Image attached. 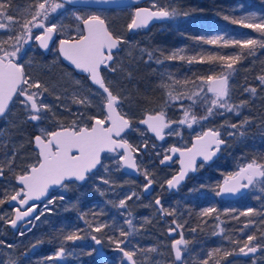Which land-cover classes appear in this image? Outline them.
Segmentation results:
<instances>
[{"label":"trees","instance_id":"trees-1","mask_svg":"<svg viewBox=\"0 0 264 264\" xmlns=\"http://www.w3.org/2000/svg\"><path fill=\"white\" fill-rule=\"evenodd\" d=\"M0 2H3V0H0ZM7 2L9 3V14L21 19L26 14V10L32 5L33 0H7ZM169 3L175 4L173 9H176L179 15L168 18L163 23L139 30L135 34H130L127 30L125 40H129L132 36L138 37V40L130 55H127L124 60L123 65L126 74L120 83L123 91L122 89H113L110 84L109 87L114 93L119 94L123 100L128 98L136 108L146 109L149 107L153 111H159L163 108L167 118L178 121L183 117V110L192 105V101L188 99L170 101L167 96L168 89L161 85L172 84L173 80H196L197 77L207 76L211 72L214 74L227 70L222 68L219 62L188 64L186 61L165 60L164 57L179 49H184V54L188 56L199 55L200 53L243 54L241 62L236 65L237 71L230 77L233 88L231 102L235 104H239L241 101L248 102L240 109L241 114L239 116L229 112H225L223 115L214 114L201 124L193 125L195 128L199 126L197 128H201L203 131L209 127L218 128L223 133V139L226 143L221 147L219 157L211 165L200 166L197 173L191 175L175 193H169L163 188L164 180L155 182L156 188L158 186L161 189V193H157L155 197L160 198L161 205L165 209L175 212V215H164L165 221L172 228H176V224L172 223L173 220L183 226L176 229L175 234L180 238V233H183L184 239L189 241L188 246L194 263L199 264V261L208 258L207 254L213 249H238L240 245L233 244L228 237H231L232 240L243 241L246 240L248 235H255L257 240L253 243L264 245V215H256V212H264V191H260L258 187L253 186L242 198L234 201H224L217 196L219 185L224 179L237 172L240 167L251 162L252 159L255 158L259 161L261 157H264V85L257 79L258 76L264 75V49L257 48L256 55L253 56L247 55V49L224 48L203 43V40L211 39L216 34L224 35V37H228V40L243 39L245 37L260 39L259 33L232 24L225 20L224 16L233 19H240L253 13L264 16V0H170ZM65 6L71 7L68 4H65ZM166 8L172 10L170 7ZM130 9H134V7ZM109 11L124 12L125 9H112ZM184 13H187V15ZM142 34L146 35L141 37ZM31 45L34 46L36 54L35 59L31 62L36 65L37 72L43 76V79L56 82L57 74L49 67V62H52V60L61 71H69L60 62L55 51L43 56L35 48V43L32 42ZM125 47V44L122 45L121 52L124 49L127 50V47ZM148 53H152L151 59ZM157 59L164 62L156 63ZM169 76L172 77V80L169 79ZM79 78L88 87H92L85 77L79 76ZM197 84H199L198 80ZM195 87L196 85L191 83L187 85L186 89L181 85H174L173 95L185 90L190 92ZM253 87L257 89L255 96L245 91L246 88ZM208 96L211 97L210 94ZM16 101L17 98H15L13 104ZM13 104L9 112L13 110ZM193 107L198 115L204 114V108L200 104ZM87 117L84 118L90 122ZM245 118L251 122L242 128L221 127L226 123L240 124ZM132 121L135 124L137 120L133 118ZM67 122H65V126H67ZM81 123H83V119ZM47 124L49 125V123H41L47 130L54 131L57 129L52 125L45 126ZM27 125L30 126L29 123ZM35 125L25 127V130H22L25 131L31 143L32 138L38 134V131L34 129ZM3 127L4 118L0 120V132ZM228 132L236 134L226 137ZM240 132H243L244 135L241 136ZM190 134L188 133L187 145L190 143L191 138L195 136ZM152 141L157 143L155 140ZM12 144L13 141L0 136V166L5 169L3 177H0V198H3L5 192L11 193L16 185V173L24 164L27 165L28 163L22 159L21 161L18 160ZM155 150L160 155H157L152 162L154 174L160 170L158 162L164 154L161 149ZM143 152L145 151L141 149L138 157ZM13 156H15V162L10 169L8 162ZM138 161L143 163L141 157ZM170 169V173H174L176 165H172ZM65 185L77 186L74 183ZM83 186L84 184L80 185V187ZM112 188L118 193L113 195V201L110 200V195L103 193L98 196L93 195L89 199L80 202L74 210L52 211L42 225L24 232L20 241L11 242V245L14 246L12 257H7L5 253L0 251V264H13V262L14 264H125L126 260H124L123 254L116 250V246L112 249L102 250L100 245L102 252L100 253L91 236L95 234L103 240H109V237L124 240L126 237H120V230L132 232L140 229L141 231L144 230V234H148L151 232L150 227L153 225V221L151 213L140 206V204L143 205L142 202H139L134 209H132L133 205L130 204V201H128L126 208L116 207V203L125 198L128 191L123 184H118L117 187ZM54 194L56 193H51V195ZM153 195L143 197V200L147 206L149 205L158 211L157 205L153 207L148 202L149 199L154 198ZM67 196L70 198L69 195ZM4 206L7 208V205L4 204ZM208 207H215L217 212L211 216H200V212ZM249 208L255 209L252 215H240ZM118 212H126L127 215L131 212L134 228H129L123 217H119ZM216 215L220 216L219 220L215 219ZM81 216L84 218L81 219ZM85 220L91 221L93 224L97 222L106 223L108 227L100 233H95L90 229H88L90 232H87L84 229V226H88ZM245 224H248L247 228L244 227ZM193 228L196 231H191ZM220 229H224V232L220 233ZM69 230H79L80 235L84 238L74 243L63 242L61 236ZM34 244L36 247L32 246ZM61 246L65 248L64 257L59 260H48L47 257L52 256ZM232 260L240 259L231 256L227 260H222L221 264H228ZM209 264H214V260H210Z\"/></svg>","mask_w":264,"mask_h":264},{"label":"snow or ice","instance_id":"snow-or-ice-1","mask_svg":"<svg viewBox=\"0 0 264 264\" xmlns=\"http://www.w3.org/2000/svg\"><path fill=\"white\" fill-rule=\"evenodd\" d=\"M67 3H74L75 0H66ZM100 2V0H98ZM108 2V0H102ZM65 6L57 0H33L32 5L26 10V14L21 19L15 18L9 14V3L7 0L0 2V30H4L7 35L0 39V117L4 116L9 111V105L17 98L18 102L23 104L28 112L27 119L31 121H40L46 119L41 115L42 112L51 111L50 106L44 102V93L48 92V88L43 86L39 80H34L29 73L25 72V65L21 60L20 53L23 51L24 45L32 41L38 42L39 46L45 50L48 49L49 43L58 31L63 34V26L56 22L53 17L59 9ZM187 15V13H184ZM179 15L176 9L169 10L165 7H157L155 4L152 8H139L135 11L131 23L128 24V29H141L148 26L154 19H168ZM52 17V19H50ZM80 20L83 27L78 28V35L75 37L69 36L59 40V52L65 60L69 61L76 69L82 73H86L91 82L102 90V115H90L87 117L90 124L78 123L73 120L71 124L65 126L58 123V130L51 131L41 129L39 135L33 138L35 148L38 150V159L35 163L28 164L22 174L16 175V180L20 187L13 189L11 193L5 192L3 198H0V206L5 203L15 202L18 207L13 209L14 218L6 221L11 227L16 228L19 221L26 218L31 220H40L45 212L49 211L48 204H54L55 198L48 199L44 205V212L36 213L38 207L32 201H39L48 196L49 189L53 186H64L65 181H80L83 182L88 178V174L92 173L98 166L108 169L102 163V154H114L118 165L117 171L121 167L132 169L145 177L147 183L144 185V191L147 192L155 183L151 178L152 174L137 162V156L141 149H147L148 143L144 141L142 145H134L125 137V133L129 130L140 131L133 128V121L128 117L127 113L123 112V98L114 93L109 84L106 83L103 70L115 72L117 70L114 61V50L120 49L121 45L128 42L121 36L115 35L109 30L105 20L99 15H88L85 17H76ZM232 24L240 25L243 28L251 29L253 32L259 33L260 39L245 37L243 39H233L224 41L223 36H217L214 39L203 40V43L218 45L219 47H237L239 49H247V55H256V49H264V16L256 15L255 13L244 16L240 19H233L229 16H224ZM34 30H39L35 32ZM184 49H179L165 56V60L186 61L188 64L193 63H216L219 62L222 68L227 71H221L212 75L197 77L196 80H173L172 84H162L161 86L168 89L167 96L170 101L188 99L192 101V105L183 110V117L178 121H171L167 118V114L163 108L159 111L146 113L144 118L139 120L140 124L146 126L148 132L154 134L159 140L165 139L166 129H172V125H185L191 129L195 124H201L215 115H223L225 112L234 113L239 116L240 109L248 102L241 101L239 104L231 102V87L230 77L237 71L236 65L241 62L242 53L232 55L220 54H204L188 56L185 55ZM149 58H152V53H148ZM163 55V53H161ZM163 60L157 59L156 63H163ZM172 80V77L169 76ZM262 85H264V75L257 77ZM197 80L199 84H197ZM79 84V81L76 82ZM191 83L196 85L192 91H181L173 95L174 85H181L187 88ZM246 92H250L253 96L256 95V88H246ZM211 93V97L208 94ZM23 98V99H19ZM60 99L59 96L56 97ZM199 98V99H197ZM73 102L85 107H92V102L86 95L73 94ZM200 104L204 108V114L198 115L194 110V105ZM222 110V111H220ZM83 115V114H81ZM251 121L247 118L241 121L240 124L231 123L221 125V127H230L232 129L242 128ZM141 132V135H145ZM168 135L180 136V131L172 129ZM236 133L228 132V136H233ZM243 136L244 133L240 132ZM226 143L222 138L221 131L218 128L209 127L206 131H200L195 136V141L191 147L181 149L179 147H169L167 152L162 155L161 164L171 162L173 156L179 155V163L181 170L179 174L174 175L166 181L169 189L177 188L184 180L189 171H196V160L202 157L204 161L211 160L213 156L220 151V146ZM153 147H155L153 145ZM170 153V154H169ZM160 155V153H157ZM15 162V156L8 162V167ZM4 167L0 166V177L4 175ZM102 183L111 184L108 179H103ZM258 187L260 191H264V157L252 159L251 162L239 168V170L227 177L221 188V192L237 193L242 188ZM99 190V189H98ZM103 194V193H101ZM218 195L220 192L217 193ZM133 196L138 194L133 192L119 201V208H126L128 201L132 200ZM60 200L64 197L60 196ZM155 204L159 207V211L163 215H175L172 210L165 209L161 205L159 199L155 200ZM215 207H208L200 212V216H211L216 213ZM255 212V209L249 208L246 212L240 213L242 216H250ZM36 213L35 215H33ZM131 217V212L128 213ZM256 215H264V212H256ZM84 217L81 216V219ZM4 216L0 215V220ZM215 219L219 220L220 216L216 215ZM238 219V217H237ZM85 223L95 233L102 232L108 227L106 223H95L85 220ZM129 228H134L132 219L126 221ZM176 228H169V232H175L176 229L182 228L181 224H177ZM245 228L248 224L244 225ZM191 231H196L195 228ZM224 229H220L223 233ZM23 235L24 233H19ZM120 237H128L131 232L120 230ZM84 237L80 235L79 230H69L62 234L63 242H75L82 240ZM97 245L102 243V240L95 235L91 236ZM228 239L236 245H240L238 249H221L216 248L209 252L208 258L199 261V264H209L210 260H214V264H221L222 260H227L228 257L235 255L248 256L255 254L264 245L253 243L257 240L255 235H248L246 240ZM109 242L116 245V250L121 252L128 261V264H138L136 259L137 250H126L121 245L127 243L126 240L115 239L109 237ZM3 243V242H0ZM189 241L184 239L183 233H180V238L172 242V249L175 252V260L181 261L184 256V251L187 249ZM36 247V245H32ZM8 248L14 247L11 244ZM155 251V249H148ZM65 255V248L59 247L55 255L47 257L48 260H59ZM14 264V262H13Z\"/></svg>","mask_w":264,"mask_h":264},{"label":"rangeland","instance_id":"rangeland-1","mask_svg":"<svg viewBox=\"0 0 264 264\" xmlns=\"http://www.w3.org/2000/svg\"><path fill=\"white\" fill-rule=\"evenodd\" d=\"M170 0H154V1H148L147 5L148 7L152 8V5L155 4L157 7H170L174 8L175 4H170ZM58 2V1H57ZM170 4V5H169ZM88 15H99L101 18L105 20L107 23V26L109 30H111L115 35L121 36L123 39L127 36V29L128 24L131 23L132 17H133V9L125 8L124 12H113L109 10H92V9H86V8H75V7H66L64 6L63 9H59L57 13L53 14V17L56 18V22L63 26V34H60L58 31V39H64L69 36L75 37L78 35L77 29L82 28L81 27V21L77 20L76 17H85ZM52 19V17H50ZM35 32H39V30H36ZM7 33L4 32V30H0V39H3ZM146 34H142L141 37H144ZM217 36H223L221 34H216L211 37V39H214ZM138 37L132 36L129 40H126L128 43L125 44L127 47V50H123L122 52L118 53L115 57V61L113 64L116 65L117 70L115 72H112V74H109L106 76V80L110 83V86L113 89H122L120 86L121 82L125 78V71H124V60L125 57L130 55V53L133 50V47L136 46ZM224 41H228V37H224ZM35 43V41H32ZM32 42L29 44L24 45L23 51L20 53L21 60L25 65V72L29 73L34 80H39L43 86H46L48 88V92L44 93V102L47 103L51 111H45L42 112L41 115L43 117H46V119H42L40 121H31L27 119L28 112L25 109L24 105L19 103L18 100L13 104V110H11L4 118V127L2 128V131L0 132V136L4 137L6 140L13 141L12 146L15 148L16 155L18 157V160L21 161L24 160L28 164L35 163L38 159L36 151L32 147L31 140H28L27 135L25 134V127H32V125L36 124L34 129L38 131V134L40 133L41 129H46L41 125V123H49V125L54 126L55 128H58V123H62L65 125L66 121L67 125L71 124L73 120H76L78 123H81V120L84 117L90 116V115H102V95L101 93L92 88L88 87L83 80H81L79 77L74 75L71 71H66L61 69L56 65L55 62H49V67L56 72L55 79L56 82H50L45 79H43V76L37 72L36 65L31 62V60L35 59V51L34 46H32ZM125 47V48H126ZM53 51H55V48H53ZM54 57V56H53ZM54 59V58H53ZM208 75H212V72ZM79 81V84L76 82ZM231 87V93H233V88L230 82ZM123 91V89H122ZM76 93L77 95H86L89 97V99L92 102V107H85L79 104H76L73 102V94ZM59 96L60 99H57L56 97ZM23 99V98H19ZM122 111L127 113L128 117L131 119L135 118L136 120L140 119L144 114L149 112H154L151 108L146 109H139L134 107L133 103L128 99L124 98L122 101ZM83 114V115H81ZM169 120L173 121L172 119L168 118ZM177 121V120H174ZM30 124L28 126L27 124ZM87 124V123H86ZM48 124L45 126H49ZM133 128L139 129L140 131H130L125 135V137L129 140L130 143L134 145H142L144 141H147L148 148L143 149L145 152L141 153L140 157L143 159V163L138 161L140 157L137 158L138 164L141 166V169H147L152 174V179L155 182H159L161 180H167L168 175L170 173V169H160L159 171L153 173L152 169V162L157 156V151L155 149H161L164 153L167 152V149L171 145H176L179 147H184L188 143V133L190 135H197L201 130V128H196L193 126L191 129L187 128L185 125H179V124H173L172 129H176L180 131V136H173L168 135L167 133L172 131V129H166L165 134V143H155L152 140L153 138L149 137V135L146 133L145 129L138 126L137 123L132 125ZM141 132H145V135H141ZM151 138V139H149ZM153 145L155 147H153ZM156 153V154H153ZM160 160V158H159ZM24 166L19 170L17 174H22V172L25 170L26 166ZM103 165L107 167L108 171L105 172L104 168H101L99 173L97 175L91 176L87 182L84 184L83 187L80 186H62L60 189L55 191L56 194L50 195L48 199L55 198L54 204H48L49 211L45 212L44 215L41 216L40 220H31L30 222V229L35 228L39 225H42L45 220L48 218L50 213L55 210H74L80 202L89 199L93 195H100L101 193H107L110 195V200L113 201V195H116V190L112 187H117L118 184H123L126 186V190L128 191L127 195H130L131 193L135 192L138 194L137 196H133L132 200L130 201V204L133 205L132 209L135 208V206L138 205L139 202H142L140 204L141 207H143L145 210L151 213V218L153 221V225H151L150 230L151 232L148 234H144V230L141 231L140 229L133 230L131 233L132 235L126 237L124 240L127 241V243L121 245L126 250H137V256L136 259L138 261V264H178L175 261L173 252H172V242L175 239H179L175 232H169V228H172L169 226V223L165 221L164 215L157 211L156 209L150 207L149 205H146V202L143 200L142 196V188L144 183L147 181L145 180V177L139 173L138 179H130L125 178L122 175V170L120 168L119 171H117V163H116V157L114 154L112 156H107L104 160ZM143 165V167H142ZM16 179V177H15ZM103 179H108L111 181V184H104L102 183ZM19 187L15 185L14 189H18ZM99 189V190H98ZM161 190V189H160ZM69 195L70 198L67 196ZM63 196L64 199L60 200L59 197ZM157 193L153 195L154 198L149 199L148 202L152 204L153 207H155V200L158 199ZM47 199V200H48ZM124 199V198H122ZM160 199V198H159ZM44 201L43 203L39 204V210L38 213L44 212V205L47 202ZM121 200V199H120ZM119 200V201H120ZM119 201L116 203V207L119 204ZM137 203V204H136ZM7 203H5L6 205ZM148 204V203H147ZM131 209V208H130ZM119 217H123L124 222H126L128 219H131L129 215L126 214V212H118ZM0 215L4 216L3 220H0V251L5 253L7 257H12L14 248H8L7 245L11 244L12 241L21 240L23 235H20L23 230H19L18 233H13L9 227L8 221L10 218H12L13 215V209L12 208H5L4 205L0 206ZM85 225V224H84ZM87 232H90L88 229L92 231L91 228L88 226L85 227ZM28 231V230H27ZM26 231H23V233ZM173 233V234H171ZM95 235V234H93ZM97 236V235H95ZM99 238V237H98ZM102 240L101 249L105 250L107 248L112 249L116 245L114 243H110L109 240ZM94 241V240H93ZM95 243V241H94ZM147 243V244H146ZM148 249H155V251H148ZM57 251L53 253L55 255ZM125 260V259H124ZM125 264L127 262L125 261ZM181 264H195L193 261V257L190 253V248L187 245V249L184 251L183 261ZM228 264H264V247L260 248L259 251L255 253V255L252 258L246 259H240V260H232Z\"/></svg>","mask_w":264,"mask_h":264},{"label":"water","instance_id":"water-1","mask_svg":"<svg viewBox=\"0 0 264 264\" xmlns=\"http://www.w3.org/2000/svg\"><path fill=\"white\" fill-rule=\"evenodd\" d=\"M58 1H61L62 3L68 4V5H70V6H72V7H75V8H86V9H92V10H112V9H125V8H132V7H134V9H133V15H134L135 11H136L137 9H139V8H150V7H148V6L145 5V4H146L148 1H150V0H108V2H102V0H100V2H98V0H75L74 3H67L66 0H58ZM132 18H133V17H132ZM167 20H168V19H158V20H157V19H154V20H152V21L148 24V26L145 27V28H141V29H133V30H129V29H127V30H128V32H129L130 34H135V33H136L137 31H139V30L147 29V28H149V27H151V26H153V25H155V24L163 23V22H165V21H167ZM105 23H106V22H105ZM106 24H107V23H106ZM81 27H83L82 23H81ZM56 41H57V35H55V36L53 37V40L49 43V47H48L47 50L41 48V47L39 46L38 42H36V45H37L38 49H39L44 55H46V54L49 52V50H50V48L52 47V45H53ZM121 50H122V45L120 46V49H118V50H114V58H115V55H117L118 53L121 52ZM56 51H57V54H58V57H59L60 61H61L65 66H67L68 68L72 69L76 74L85 76V77L87 78L89 84H90L92 87L96 88L97 90H99V91L102 93V90L98 89V86L94 85V84L91 82V80L88 78V75H87L86 73H82L80 70L76 69L75 66L72 65L69 61H67V60L64 59V57H63V56L61 55V53L59 52V40H58V42L56 43ZM112 63H113V62H112ZM209 94L211 95V93H209ZM14 99H15V98H14ZM13 101H14V100H13ZM12 103H13V102H12ZM12 103L9 105V109H10ZM6 114H7V113H5V115H6ZM5 115H4V116H5ZM4 116L0 117V120H1ZM143 118H144V117H143ZM143 118H142V119H143ZM138 124H139V126H141V127H143V128L146 129V126H145V125L140 124L139 122H138ZM56 130H58V129H56ZM146 130H147V129H146ZM206 130H207V129H206ZM206 130H204V131H206ZM128 132H130V130L127 131L126 133H128ZM126 133H125V134H126ZM147 133H148L150 136L155 137L154 134H152L151 132H148V131H147ZM125 134H124V135H125ZM221 134H222V138H224V135H223L222 132H221ZM35 136H36V135H35ZM35 136H34V137H35ZM34 137H33V138H34ZM226 137H228V135H227ZM33 138H32V146H33V149L38 153V150H37V149L35 148V146H34ZM155 138H156V137H155ZM156 139H157V138H156ZM158 140H159V139H158ZM194 141H195V136L191 139L190 145H189L188 147H191L192 144L194 143ZM222 146H223V145L220 146V151H221V147H222ZM175 147H177V146H175ZM188 147H185V148H188ZM179 148H181V147H179ZM181 149H184V148H181ZM220 151H218V152L216 153V155L213 156L212 159H211V160H208V161H204L202 157H198L197 160H196V165H195V166H196V171H189L188 174H187V176L184 178V180L179 184V186H178L177 188L169 189V188L167 187V184H166V183H165V188H166L169 192H176L179 188H181V187L184 185V183L186 182V180L188 179L189 176H191V175H195V174L197 173V169H198V166H199V165H201V164H203V165H211L213 162H215L216 159H217V158L219 157V155H220ZM106 154H109V153H104V154H102V157H103L104 155H106ZM169 154H170V153H169ZM173 162L176 163L177 171L172 175V177H173L174 175L179 174V172H180V170H181V165H180V163H179V155L177 154V155L173 156L171 162H167V163H165V164H161V163H160V166L165 167V166H168V165L172 164ZM99 167H100V166H98L97 169H98ZM97 169H95L92 173H94L95 171H97ZM122 169H123L128 175H130V176H132V177H135V176L137 175V171H135V170L128 169V168H123V167H122ZM92 173H90V174H88V175H91ZM172 177H171V178H172ZM171 178H170V179H171ZM226 179H227V178H226ZM226 179H224V180L220 183L219 188H218V190H217V193L220 192V194H219V195L217 194V196H218V198L221 199V200H224V201H234V200H238V199H240L242 196H244V195H245V194H246V193L252 188V187H249V188H242V189H241L239 192H237V193H226V192H221V188H222V186H223V184H224V181H225ZM84 182H85V181L80 182V181L72 180V181H65V184H66V183H76V184H78V185H81V184H83ZM16 185H17L18 187H20V185L18 184L17 180H16ZM60 188H61V186H53V187H51V188L49 189V193H48V196H47V197H44V198H42V199L39 200V201H32V202H30V203H35V204L38 205V207L36 208V213H38V210H39V204H41V203H43L44 201H46V200L49 198V196L51 195L52 192L57 191V190L60 189ZM151 189H152V187H151L147 192L144 191V195H148L149 192L151 191ZM7 205H8L9 207H18V206H19V205H17L15 202L7 203ZM36 213H34L33 215H35ZM14 215H15V213L13 212V216H12V218H14ZM29 220H30V218H26V219L23 220V221H19V222L17 223V227H16V228L11 227L10 224H8V227H9V229H10L13 233H18L19 230L27 231V230L30 229V222H29ZM96 247H97L98 251H99L100 253H102V252H101V249H100V244H99V245L96 244ZM172 250H173V249H172ZM173 255H174V258H175V252H174V250H173ZM250 255H251V254H250ZM248 256H249V255H248ZM235 257H236V258H241V257H244V255H242V254H241V255H235ZM124 259L126 260L125 257H124ZM175 261H176L178 264H181L182 261H183V259H182L181 261H177V260H175ZM126 262H127V264H128V261H127V260H126Z\"/></svg>","mask_w":264,"mask_h":264},{"label":"flooded vegetation","instance_id":"flooded-vegetation-1","mask_svg":"<svg viewBox=\"0 0 264 264\" xmlns=\"http://www.w3.org/2000/svg\"><path fill=\"white\" fill-rule=\"evenodd\" d=\"M72 7V6H71ZM58 40H60V39H58V34H57V41L52 45V47L50 48V50H49V52L46 54V55H44L39 49H38V47H37V45H36V42H35V48L43 55V56H47L50 52H52L53 51V48H55V52H56V54H57V51H56V43L58 42ZM57 56H58V54H57ZM115 57H116V55H115ZM59 58V57H58ZM60 60V59H59ZM114 61H115V58H114ZM114 61H113V63H114ZM61 62V61H60ZM62 63V62H61ZM63 64V63H62ZM64 65V64H63ZM65 66V65H64ZM67 69H69V71H71L73 74H75L76 76H82V77H85V76H83V75H78V74H76L72 69H70V68H68L67 66H65ZM109 74H112V71H108V70H103V75H104V78H105V80H106V76L107 75H109ZM86 78V77H85ZM87 79V78H86ZM88 81V80H87ZM89 83V82H88ZM94 88V87H93ZM94 89H96V88H94ZM97 90V89H96ZM99 91V90H98ZM100 92V91H99ZM101 93V92H100ZM102 94V93H101ZM15 100V99H14ZM14 102V101H13ZM13 104V103H12ZM12 106V105H11ZM11 108V107H10ZM10 110V109H9ZM9 112V111H8ZM8 112H7V114H8ZM6 114V115H7ZM5 115V116H6ZM5 116L3 117V118H5ZM145 116V114L142 116V117H140V119H138L135 123H137V125L139 126V124H138V122H139V120H141L143 117ZM2 118V119H3ZM83 123H87V124H90L91 123V121L90 122H88L87 120H86V118L84 119V122ZM82 123V124H83ZM141 127V126H140ZM143 128V127H142ZM58 129V128H57ZM143 129H145V128H143ZM55 131V130H54ZM131 131V130H130ZM145 131H146V133H147V130L145 129ZM129 133V132H128ZM127 134V133H126ZM125 134V135H126ZM148 134V133H147ZM36 135H39V134H36ZM149 135V134H148ZM196 136V135H195ZM149 137H151V138H153L157 143H160V144H162V143H164L166 140H158V139H156L155 137H153V136H150L149 135ZM193 138V137H192ZM191 138V139H192ZM190 142H191V140H190ZM190 145V143L188 144V145H186V146H184V147H181V148H185V147H188ZM172 146H176V145H171V146H169V147H172ZM33 147V146H32ZM177 147H179V146H177ZM37 153V152H36ZM108 155H113V154H106V155H104L103 157H102V163H104V160H105V158L108 156ZM38 157V156H37ZM162 158V157H161ZM161 158H160V160H161ZM160 160H159V162H158V166H159V168L160 169H167V168H169L170 169V167L172 166V165H176V163L175 162H173L172 164H170V165H168V166H165V167H162V166H160ZM203 164H201V165H199L198 166V168L200 167V166H202ZM102 167H99L98 169H97V171H95L94 173H92L91 175H88V178L85 180V182L83 183V184H85L86 182H87V180L91 177V176H93V175H97L98 173H99V171H100V169H101ZM121 169H122V167H121ZM121 172H122V175H123V177H126V178H130V179H138L139 178V173H138V171H137V175L135 176V177H132V176H130V175H128L123 169L122 170H120ZM176 171H177V166H176ZM175 171V172H176ZM197 171H198V169H197ZM170 172H171V169H170ZM174 172V173H175ZM174 173H169V175H168V178H167V180H169L171 177H172V175L174 174ZM190 177V176H189ZM188 177V178H189ZM167 180H165L164 182H163V188L167 191V192H169L166 188H165V183H166V181ZM187 181V180H186ZM147 183V182H146ZM146 183H144V185L146 184ZM67 184V183H66ZM74 184H76V183H74ZM83 184H81V185H83ZM77 186H80V185H78V184H76ZM144 185H143V188H142V196L143 197H147V196H150V195H153L154 193H161V190L158 188V186H157V188H156V186H155V183H153V185H152V189H151V191L149 192V194L148 195H144ZM62 187V186H61ZM178 191V190H177ZM176 191V192H177ZM55 192V191H54ZM53 193V192H52ZM169 193H175V192H169ZM243 197V196H242ZM241 197V198H242ZM158 198V197H157ZM159 199V198H158ZM160 200V199H159ZM7 205V204H6ZM7 207H9L8 205H7ZM160 206H158V208H159ZM9 208H12V209H14L15 207H9ZM14 212V211H13ZM13 216V215H12ZM171 234H173V233H171ZM172 252H173V250H172ZM255 254H251V255H249V256H244V257H241V258H236L235 256V258L236 259H243V258H246V259H249V258H252L253 256H254Z\"/></svg>","mask_w":264,"mask_h":264}]
</instances>
